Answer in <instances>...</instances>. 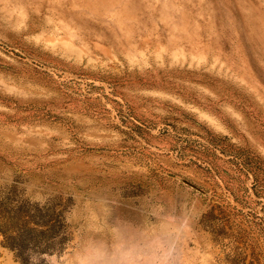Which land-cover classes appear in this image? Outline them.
Masks as SVG:
<instances>
[{"label": "rangeland", "instance_id": "rangeland-1", "mask_svg": "<svg viewBox=\"0 0 264 264\" xmlns=\"http://www.w3.org/2000/svg\"><path fill=\"white\" fill-rule=\"evenodd\" d=\"M0 264H264V0H0Z\"/></svg>", "mask_w": 264, "mask_h": 264}, {"label": "trees", "instance_id": "trees-1", "mask_svg": "<svg viewBox=\"0 0 264 264\" xmlns=\"http://www.w3.org/2000/svg\"><path fill=\"white\" fill-rule=\"evenodd\" d=\"M216 146H219L218 144H215ZM27 225H35L36 226V224L34 223V222H32V221H26L25 222V226H26V228L29 230V231H33L34 229L33 228H29Z\"/></svg>", "mask_w": 264, "mask_h": 264}]
</instances>
